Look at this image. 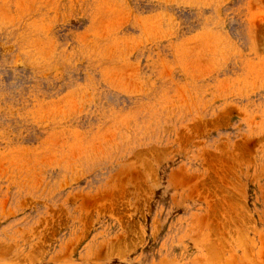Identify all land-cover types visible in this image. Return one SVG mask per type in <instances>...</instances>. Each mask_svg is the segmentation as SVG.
Here are the masks:
<instances>
[{
  "label": "rangeland",
  "instance_id": "1",
  "mask_svg": "<svg viewBox=\"0 0 264 264\" xmlns=\"http://www.w3.org/2000/svg\"><path fill=\"white\" fill-rule=\"evenodd\" d=\"M0 264H264V0H0Z\"/></svg>",
  "mask_w": 264,
  "mask_h": 264
}]
</instances>
